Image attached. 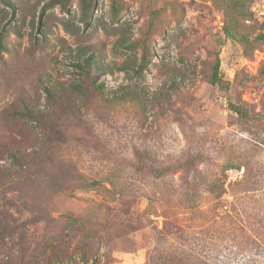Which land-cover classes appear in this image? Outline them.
<instances>
[{"label": "rangeland", "instance_id": "374dc122", "mask_svg": "<svg viewBox=\"0 0 264 264\" xmlns=\"http://www.w3.org/2000/svg\"><path fill=\"white\" fill-rule=\"evenodd\" d=\"M5 1L0 164L15 178L0 183V264H264V252L233 229L243 223L264 240V220L244 200L261 184L264 133L235 126L227 94L208 81L218 59L224 82L264 116V44L245 51L222 31L221 6L233 0H117V11L113 0H87V24L79 0L42 14L49 0ZM243 1L239 32L253 41L264 28V0ZM133 41L150 52L141 73V49L124 45ZM84 47L101 56L104 69L93 74L105 98L138 91L140 99L107 103L89 93L79 118L61 113L45 133L12 116L22 96L43 107L44 85L76 82ZM172 80L182 86L176 93ZM16 147L42 154L16 169L6 154ZM239 160L250 165L248 178L243 168L220 175L223 163ZM216 178L224 204L244 221L221 217L208 192ZM72 220L85 231L65 240Z\"/></svg>", "mask_w": 264, "mask_h": 264}, {"label": "trees", "instance_id": "16d2710c", "mask_svg": "<svg viewBox=\"0 0 264 264\" xmlns=\"http://www.w3.org/2000/svg\"><path fill=\"white\" fill-rule=\"evenodd\" d=\"M1 1L9 4V2H6L5 0ZM79 1L81 4V20L87 24L91 12V4L87 0ZM66 4L67 0H49L42 6L41 14L56 5H59L63 10H65ZM231 4H233L231 9L221 6L223 13L222 31L224 36L228 39L237 41L245 48V51L248 49L250 51L254 50L255 48L253 44H264V28H262L261 32L255 36L253 41H250L248 35L241 34L239 32L240 23L243 20H247L248 18L245 2L243 0H233ZM119 7V2L117 0H113L114 11H117ZM124 45L128 49H141V63L137 69L138 73H141V71L145 68L146 59L150 55L146 42L139 44L138 41H133L130 43L126 42ZM83 49V51L78 52L74 60V68L76 69L75 76L77 79L76 82H71L70 84L60 86L44 85L43 92L45 93V103L43 107L29 104L27 99L22 96L20 99V104L22 106L21 110H14L12 112V116L33 123L35 128H37L40 132L45 133L57 127L58 122L56 121L58 119V115L61 113H67L79 118L81 116V110H86L88 107L89 93L98 96L100 100L107 103H116L127 98H130L131 100L132 97H135L138 100L140 99V94L138 91H123L119 96L114 94L110 100L105 98L103 84L97 82L99 75L93 74L94 69L101 71L104 69L103 65L98 63V61L101 60V56L100 54H96L93 50H89L86 47ZM219 67L220 62L218 59H216L208 81L209 84L214 87H218L221 91H224L227 94V108L233 114V117L237 122V125L235 124V126L245 128L255 135L264 133V116L258 112H255L250 106L245 104L241 97L236 94L235 90L231 89V85L227 82H224L219 71ZM235 79H237V77H235ZM181 88V83H176L175 80H172L171 90H174L176 93V91L180 90ZM256 146L259 148L258 145ZM6 154H8L7 157L10 160V163L16 167V169H26L29 168V166L37 158L40 157L42 152L35 148L27 152V150L21 147H16L14 150ZM190 165H193V162H191ZM239 168H243L244 171L247 170L244 172L243 178H248V176H250V173H248V168H251L250 165L247 162H244L243 164L241 161L236 162V164H234V162L226 161L220 166V175H224L226 171L232 169L239 170ZM157 177H161L160 172L157 174ZM13 178H15V176L11 168L4 164H0V183L5 180H12ZM258 178L261 179V184H252L251 189L244 192V200L246 201V204L248 205L247 209L251 211V214L258 216L263 221L264 170L260 171ZM210 185L211 186L208 192L210 196L216 200L221 210V217H227L231 220H234L233 218L243 220L244 217L241 215V212L238 211V209L236 210L234 207L228 208L224 204L225 201L223 200V196H225L226 193L224 182H222L220 178H216ZM233 227V229H239L240 232H243L246 243L254 246L255 251L264 252V240H254V229H252V227L247 228V226H244L243 223L240 225L235 224ZM259 229L260 228H258V230ZM84 231V226L81 222L72 220L65 229L64 238L65 240H69L74 232ZM50 248L53 249L54 247L51 245Z\"/></svg>", "mask_w": 264, "mask_h": 264}]
</instances>
